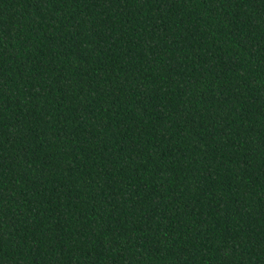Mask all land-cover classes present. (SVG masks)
<instances>
[{"label": "trees", "instance_id": "trees-1", "mask_svg": "<svg viewBox=\"0 0 264 264\" xmlns=\"http://www.w3.org/2000/svg\"><path fill=\"white\" fill-rule=\"evenodd\" d=\"M0 264H264V0H0Z\"/></svg>", "mask_w": 264, "mask_h": 264}]
</instances>
